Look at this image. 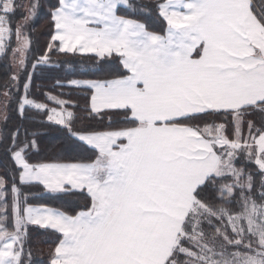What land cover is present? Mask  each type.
I'll return each mask as SVG.
<instances>
[{"label": "snow or ice", "instance_id": "obj_1", "mask_svg": "<svg viewBox=\"0 0 264 264\" xmlns=\"http://www.w3.org/2000/svg\"><path fill=\"white\" fill-rule=\"evenodd\" d=\"M43 7L0 0V264H264V0H55L33 54ZM29 112L59 151L41 156ZM33 230L56 236L46 254Z\"/></svg>", "mask_w": 264, "mask_h": 264}, {"label": "trees", "instance_id": "obj_2", "mask_svg": "<svg viewBox=\"0 0 264 264\" xmlns=\"http://www.w3.org/2000/svg\"><path fill=\"white\" fill-rule=\"evenodd\" d=\"M55 0H41V4L44 5L42 8L39 17L35 22V29L31 34L32 39V53L40 54L43 53L47 42L50 39V29L46 23L47 17V4L54 3ZM21 15L19 12L16 14V19L19 20ZM54 63H60V67H43L36 71L33 80H32V93L34 95H41L46 90H49L54 85L57 79H60L62 82L69 76L76 74L80 71V63L83 62L84 65L91 63L90 60L82 58L79 54L75 57H64V56H53ZM65 60L71 61V64H64ZM5 78V69L3 66H0V83L3 82ZM37 86L40 88V92H37ZM60 91L56 89L55 92ZM65 91H67L65 89ZM21 94H23V89L21 85ZM73 99L79 98L80 104L84 103L83 96L73 93ZM13 124L20 123L19 117L14 111L10 112ZM38 119V118H36ZM25 127H28L30 130H35L38 132V141L41 148V156H49L52 153L59 151L61 148V141L63 140L62 134L53 126L41 127L38 123L34 122V117L31 112L26 116V119L23 121ZM66 147V142H64ZM40 157H33V159H38ZM8 164V161L2 153H0V176H3L5 173V168ZM34 193H40L39 189H31ZM34 203H46L53 206L64 205L65 207H75L83 202V198L79 196L72 197H63L61 199H56L47 193H40L38 198L33 201ZM32 235V247L34 253H43L46 254L47 250L50 247H53L56 242V236L54 234L44 233L39 230H33Z\"/></svg>", "mask_w": 264, "mask_h": 264}]
</instances>
